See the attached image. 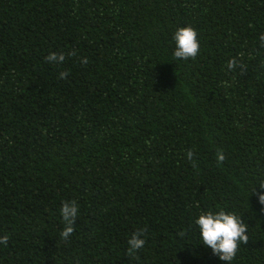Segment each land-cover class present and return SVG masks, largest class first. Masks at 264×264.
Here are the masks:
<instances>
[{"label":"trees","instance_id":"obj_1","mask_svg":"<svg viewBox=\"0 0 264 264\" xmlns=\"http://www.w3.org/2000/svg\"><path fill=\"white\" fill-rule=\"evenodd\" d=\"M261 35L264 0H0V264H226L195 224L221 210L248 225L231 264H264Z\"/></svg>","mask_w":264,"mask_h":264},{"label":"clouds","instance_id":"obj_2","mask_svg":"<svg viewBox=\"0 0 264 264\" xmlns=\"http://www.w3.org/2000/svg\"><path fill=\"white\" fill-rule=\"evenodd\" d=\"M175 41V51L174 58L179 60H194L200 50V44L198 40V33L192 27H183L178 29L173 37ZM260 46L264 48V35L260 37ZM68 55H75L74 52L68 53ZM45 60L49 63L59 64L63 63L65 60L64 54L57 55L52 53L45 57ZM87 64V60L81 61ZM228 70L235 71L237 67L243 71V64L238 63V61L233 58L229 60L226 64ZM68 76L67 72L60 73V79H66ZM225 155L223 152L217 153V163H222L225 160ZM187 159L192 161L193 152H187ZM257 189H264V184H261ZM254 190L258 196L260 204L264 205V194L260 191ZM79 213V206L75 200L64 201L61 208L60 214L64 222V229L60 233V238L64 241H68L70 236L74 233L75 229L73 225L76 223V218ZM195 224L199 229L200 238L202 240V245L208 249L212 250L213 255L218 257L221 261L226 262V264H231L235 259L240 246L247 245L249 243L248 225L243 221L241 217H238L235 213L218 211L212 212L208 211L202 213L195 220ZM180 235H183L181 233ZM146 236V229H138L128 240V250L127 255L129 257H134L142 248H144L146 239L142 237ZM8 237L0 238V244L7 245Z\"/></svg>","mask_w":264,"mask_h":264}]
</instances>
